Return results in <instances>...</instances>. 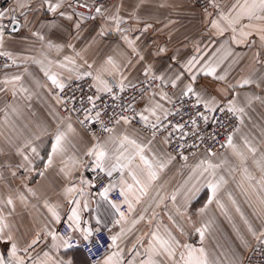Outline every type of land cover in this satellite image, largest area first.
<instances>
[{
	"label": "crops",
	"instance_id": "obj_1",
	"mask_svg": "<svg viewBox=\"0 0 264 264\" xmlns=\"http://www.w3.org/2000/svg\"><path fill=\"white\" fill-rule=\"evenodd\" d=\"M42 0H31L30 8L17 9V16L20 11H28V19L32 23L27 29L18 33H12L13 25L8 24L6 43L3 50L11 51L17 62L0 71V200H6L9 195L15 199V211L8 216V222L13 233L23 246L31 242L39 233L40 239L33 249L29 250L30 258L26 257V264H50L44 257L48 252L53 259H70L72 264H93L88 255L80 247L53 248L54 242L51 236L45 234V226L48 231L59 233L61 222L68 221L70 209L75 205H69L61 195L64 188L75 184L82 187L84 195H76L75 198L81 201V207L86 202L88 208L81 211V229H90L93 237L97 229L107 230L110 235L120 233L121 227L125 231L112 246L110 251L95 264H105L108 257H112L108 264H140L142 260L148 259L147 249L153 242L151 233L158 234L165 239L170 232L177 237L181 243L191 245L193 248L204 247L210 260L218 261V264H241L247 255L255 238L248 231L244 219L251 224L257 235L264 232V213L261 212L259 197L264 195L261 192L260 181L264 173L254 162L259 161L264 153V105L259 101H253L246 107L243 115V123L238 127L239 131L232 132L233 143L241 156L233 153V150L226 146V149L217 152L200 151L189 156L187 161L176 158L169 150L168 144L162 143V137H156L152 142L151 150L146 152L149 159L157 154L161 160H167V154L175 157L163 170L157 169L158 178L151 183L147 189V195L141 196L138 186L134 184L127 169L119 173L118 180L113 183L115 188L121 190L125 185L120 183L121 175L127 184L133 185L132 191L128 193V199L133 204L134 211L129 212L128 206L125 213L126 220L121 225H116L119 213L112 208L111 202L118 201L110 197L105 200L96 195V188L93 181V170L88 166L91 158L83 156L84 151L91 147L96 141L93 137L103 141L107 135H93L87 133L73 115L62 113L57 96L52 92L51 81L45 75V70L50 71L67 84L78 78L90 77L96 87H101L93 77L101 70L108 68L113 74L101 73L102 78L107 80L109 85L111 79L119 82L121 73L127 80L126 85L138 83L152 75H170L172 71L180 68L179 62H184L192 56L201 58V63L211 61L218 64L217 73H227L226 81H216L211 77H205L202 73L198 76L196 86L206 89L211 95L217 96L226 103L239 94L238 106L244 105L245 96H264V90L254 85L229 90L226 96L218 93L217 89L226 86L227 83H235L242 76L248 74L253 67L254 55L261 51L258 43L236 44L230 40L231 31H225L223 35L216 34L211 27V21L218 20L220 13H231L235 15L239 11L238 6L245 4L246 0H214V5L208 10H203L189 0H118L104 5L110 12H114L118 6L120 15L126 21L120 25L121 29H131L124 33L130 39L136 40V49L144 56L141 61L139 56L122 39L120 32L115 31V26L109 28L102 17L95 12L91 19H86L78 31L74 22L79 19L73 16L69 21L58 14L48 12L46 8H40ZM73 7L67 8V13H83L79 4H92V0H72ZM251 4L252 0H247ZM237 7H233V6ZM15 7V0H9L0 10ZM64 10V9H61ZM135 12L136 18L130 16ZM107 15V13H106ZM7 23V20H5ZM241 23L247 24L244 18ZM55 24L50 29L48 25ZM146 24L152 25L146 32H141ZM44 25L45 27H41ZM106 29L103 36L99 35L101 28ZM40 31L45 35V41H39L31 36V31ZM139 37V39H136ZM53 45H61L49 48L47 41ZM71 44L73 47H68ZM165 47V53L158 54V49ZM197 48L199 51H197ZM79 52L80 56H76ZM231 53V55H229ZM111 56L119 65V71L111 69L105 61ZM65 57H71L75 64L69 63ZM82 57V58H81ZM264 60V55L261 56ZM87 61V63H85ZM129 61L131 63H129ZM65 65L61 67V65ZM92 65L88 68L87 65ZM151 65L152 72L146 77L144 69ZM257 70H264V64H255ZM90 71L93 76H86L84 72ZM79 74V75H78ZM19 75L21 80L15 84L5 86L3 81L12 76ZM187 77V73L185 74ZM28 89L27 93H21L20 87ZM17 90L13 96V88ZM159 92L160 86L154 88L141 101V110L148 102V97L153 92ZM175 91V90H172ZM155 99L159 100L157 95ZM171 108V105L165 104ZM15 109V111L13 110ZM71 123L76 130L69 134V140L74 148H70L63 158L72 169V177H66L60 169L64 167L60 157H56L54 164L45 169L47 157L51 153V145L54 143V133L57 127ZM132 126L139 132L141 140L151 137L139 126L132 123ZM120 130L119 126H117ZM39 136V139L36 137ZM247 139L257 149L255 156L250 153L244 145ZM31 141L37 147L39 158L32 156L24 145ZM18 150H24L25 154L32 156V171H26L19 167L23 158ZM209 153L215 155L210 156ZM77 156L82 158L87 166L72 168L69 157ZM211 159L213 163H221L226 160L217 170V177H223V183L216 196L207 188V174H202V168H198L202 160ZM140 161L133 163L132 167L137 168ZM140 167H143L140 165ZM247 169V173L245 172ZM99 170V169H98ZM139 171V169H137ZM44 172V175H40ZM15 173V175H13ZM251 176L253 179H249ZM81 177L87 183L81 185ZM143 179V177H141ZM31 188L36 195L32 196L27 189ZM18 193L27 197L26 204H21L16 198ZM175 197L173 200L172 197ZM139 197V203L136 201ZM212 198V203L209 199ZM50 204H61L58 209L61 220L56 223L52 220L51 213L44 207V201ZM124 200V197H123ZM235 201V203H233ZM237 208L240 209L237 212ZM201 209H204L202 212ZM8 209H5L7 215ZM241 214H243V219ZM143 215L144 219L139 217ZM171 217V219H170ZM99 219L100 223H97ZM133 220L138 223L132 224ZM208 225L203 242L199 233L194 229ZM180 229H183L181 233ZM80 239H84L82 232H74ZM7 249L0 242V255H6ZM24 255L23 252L18 253ZM177 259L179 256L177 255Z\"/></svg>",
	"mask_w": 264,
	"mask_h": 264
},
{
	"label": "snow or ice",
	"instance_id": "obj_2",
	"mask_svg": "<svg viewBox=\"0 0 264 264\" xmlns=\"http://www.w3.org/2000/svg\"><path fill=\"white\" fill-rule=\"evenodd\" d=\"M30 2L31 0H15V7L0 10V57H6L13 64L17 62L16 57L13 56L11 51L3 50L6 43L8 24L13 25L11 29L12 33H18L22 29H27L32 23V21L28 19V11H32L30 8ZM141 3H143V0H141ZM78 6L84 8L88 7L87 4H79ZM213 6L218 7V5ZM39 7L46 8L48 12L58 14L61 17H65L69 21L73 20L74 15L79 17V19L74 22V27L78 31L81 29V24L84 20L94 18L91 16V13H89L88 16H85L80 12L68 14L67 8L73 7L72 0H42ZM233 7L237 6L234 5ZM238 7L239 11H237L235 15L221 12L218 20L211 21L212 29L215 30L218 35H223L225 31L230 30L232 33L230 40L233 43H258L261 51L254 55L253 67L247 75L242 76L235 83H227L226 86L217 89L218 93L222 96H226L229 90L244 88L249 85H254L256 88L264 90V70H257L255 67V64H264V60H261V56L264 55V0H252L251 4L247 3L246 0L244 5ZM17 9H28V11H20L18 17ZM94 12L97 16L103 18L105 24L108 25L109 28L114 25L115 31L121 33L122 39L128 47L139 56L141 61L144 60V56L140 55L136 49V40L130 39L127 35H124V33L130 31L131 29L120 28V25L126 21L120 15V8L118 6L115 8L114 12H110L104 5L101 4L94 7ZM130 16L136 18L137 22H139V18L136 17L135 12L130 13ZM244 18L248 20L247 24L241 23ZM5 20H7V23H5ZM41 27L43 28L45 26L41 25ZM48 27L52 29L55 28L56 25L51 24L48 25ZM150 27H152V25L146 24L142 29H140V31L146 32ZM105 31L106 29L102 27L99 35L103 36ZM31 36L42 42L46 40L45 35L40 31H31ZM136 39H139V37ZM47 46L49 48L56 47L57 49L62 47L61 45H53L50 40L47 41ZM68 47L73 46L69 44ZM166 51L167 49L165 47H160L158 49V54L165 53ZM197 51H199L198 48ZM229 55H231V53H229ZM76 56H80V53L77 52ZM65 60L69 63L75 64V60L71 57H65ZM85 63H87V61H85ZM129 63L131 62L129 61ZM177 63L180 64V68L172 71L170 75H152L153 82H160V91H154L148 97V102L141 111H136L133 104L129 102L126 107H122V111L118 116L111 119L110 122L112 123V126H107L101 119V112L96 110L98 107L97 101L100 100V96H89L87 100L90 107L86 109L84 120L79 121L81 125H84L85 121L97 122L100 124L103 132L108 134L104 137L103 141L94 136L93 139L96 142L84 151L83 156L91 158V166L99 169L100 172L106 173L109 177L112 176L115 171L123 173L125 169H127L128 175L131 176L134 184L138 186L141 196L147 195L148 187L158 178L157 169L163 170L167 164L171 163V161L175 158L171 154H167V160L164 161L161 160L155 153L151 159H149L146 155V152L151 150L150 146L156 139L159 132H166V135L162 137V143L164 144L171 143L173 135L179 133L177 140L184 141V143H179L178 147L182 149L185 147V144L187 143L186 138L189 135H198L201 122L207 124L210 120H213L217 123H222L217 120L215 113H223L227 111L238 116V118H240V122L243 123V115L245 114L246 107L250 106L254 100L259 101L260 104L264 105V96H245V106H238L239 94L231 99H227L226 103H224L218 99L217 96L211 95L206 89L198 88L196 84L198 76L201 73L205 77H211L216 81H226L227 73L223 75L217 73L218 64L214 65L211 61L201 63V58H198L195 55L186 59L182 63L179 61H177ZM105 64L111 66V69L119 71V65L116 64L111 56L107 58ZM64 66L65 65L63 64L61 65V67ZM87 66L88 68L92 67L90 64ZM4 67H8V65L5 64ZM104 72L113 74L108 68L103 67L99 72H97V74L93 77L101 85V87L97 88V92L111 94L113 100L120 99L119 93L125 91V80H127V77L121 73L119 82L116 85H109L108 81L102 78L101 73ZM151 72V65L146 66L144 69L145 76L147 77ZM186 73L188 74L187 77L185 75ZM45 75L51 81L52 86L60 89L61 91L64 89L65 84L56 74L45 70ZM84 75L93 76V73L86 71L84 72ZM20 80L21 76L15 75L10 79H5L3 84L7 86L8 84H15ZM132 87L135 86L132 85ZM114 88H118L119 92L114 91ZM165 88H170L175 91L170 93L168 91H164ZM19 91L21 93H27L28 89L21 86ZM146 91L147 89L141 90L142 97L143 93ZM16 92L17 90L14 87L12 93L13 96L16 95ZM157 95L159 96V100L155 99ZM186 98L187 102L185 103ZM57 102L60 104L65 103V101L59 97H57ZM177 103H179V107H176ZM165 104L171 105L172 107H166ZM185 107L191 109V115H189L187 121L181 122ZM173 108L175 111L172 110ZM13 110L15 111V109ZM94 110L96 111L93 115ZM176 115H180L181 120H177L173 123V121L169 118ZM137 118L140 122H143L147 128L151 129V137L146 141L139 138L138 130L132 126V122ZM117 126H119L120 130H118ZM75 131L76 130L73 128L71 123L64 124L62 127H57L54 133V143L51 145V153L48 155L47 163L44 166L45 169L54 164L56 157H60L61 162L64 164V167H62L60 171L66 177L71 179L72 169L68 167V162L64 161L63 158L67 155L70 148L75 147L74 145H71V141L68 138L69 134H74ZM235 131L238 132L239 129L237 128ZM36 138L39 139V136ZM226 145L233 150L235 155L242 157L243 154L238 151L237 146L233 143V135L229 134L226 137ZM244 145L247 150L255 156L258 149L247 139H245ZM189 147H195V145L192 144L189 145ZM24 148L28 149L32 156L39 158L40 154L37 147L33 146L31 141L27 142L24 145ZM18 151L23 158V163H21L19 167L25 168L26 171H32V156L25 154L24 150ZM209 155L212 156L215 154L209 153ZM137 158L140 161V165L143 167H140V165H137V168L132 167ZM183 159L187 161L188 157L184 156ZM69 160L71 161L72 168L78 169L79 167L87 166L86 162L80 157L72 156L69 157ZM254 162L260 168V171L264 173V153L261 154L259 161L254 160ZM225 163H227L226 160L221 161V163H213L211 159H208L202 160L200 165L197 166L198 168H202V174H207L208 179L206 180V185L207 188L211 190L213 197L216 196L221 184L224 182L223 177H219L218 180L216 177L217 170ZM137 169H139V171ZM245 172L247 173V169H245ZM13 175H15V173H13ZM40 175H44V172H41ZM141 177H143V179ZM248 178L253 179L251 176ZM85 183H87V181L81 177L80 184L83 185ZM120 183L125 185V187H122L120 190V196L124 197L123 203L127 204L128 211L132 212L134 211V208L133 204L128 199V193L132 191L133 185L127 184L123 175L120 177ZM258 183L260 185L261 192H264V176L261 177ZM115 187L116 185L109 183L103 188L101 196L107 200L109 192H111ZM27 191L32 196L36 195L31 188H28ZM77 194L83 196L84 190L82 187L78 188L75 184L65 187L61 193L69 205H75V207L70 209V215L68 216L70 223L68 227L72 232H82L84 239H88V237L92 234L91 230L81 229V211L86 210L88 208V204L85 202L81 207V201L75 198ZM16 198L19 199L21 204H26L27 197L23 193H18ZM139 199V197H136L137 203H139ZM172 199L174 200L175 197L173 196ZM109 203H111L112 208L116 209L119 213L120 218L115 221V224L121 225L122 222L126 220L125 213L120 211L121 205L111 201H109ZM209 203H212V198L209 199ZM233 203H235V201H233ZM259 204L262 206L261 212L264 213V195L259 197ZM61 206L62 205L59 203L50 204L47 200L44 201V207L48 209L51 213L52 220L56 223H59L61 220V216L58 211ZM5 209H8L7 215H5ZM14 211L15 199L13 196L9 195L6 200H0V242H2L4 247L7 249L6 255H0V264H26V257L30 258L29 250L33 249L34 245H36L40 239V235L37 233L36 237L32 239L31 242L26 241L23 246L21 245L8 222V216H11ZM201 211L203 212L204 209H201ZM239 211L240 209L237 208V212ZM241 216L243 219V214H241ZM139 219L143 220L144 216L141 215ZM97 223H100L99 219H97ZM136 223H138L137 220L132 221L133 225ZM244 223L248 226V231L251 232L255 238L260 239L261 237H264V232L257 235L247 219H244ZM194 230L199 233L200 239L203 242L205 234L208 230V225L195 227ZM97 231H99V229H97ZM124 231L125 229L121 227L120 233L110 236L109 239L111 243L109 244V247L115 246L116 241ZM180 231L182 233L183 229H180ZM45 234L47 236H51L54 242L59 241V243H53V248L63 247L67 249L73 246L71 243L73 239L72 235H58L56 232L48 231L46 226ZM167 235L168 238L165 239L160 236L158 232L151 233L154 243H152L146 250L148 259L146 261L142 260L140 264H218V261L210 260L204 247L193 248L191 245L181 243V241L170 232ZM20 252H23L24 255H19L18 253ZM177 255L179 256V259H177ZM44 257L47 258V261H49L50 264H72L70 259H53L48 252H44ZM111 259L112 257H108L105 264H108ZM32 264H36L35 260L32 261ZM41 264H44V262L42 261Z\"/></svg>",
	"mask_w": 264,
	"mask_h": 264
},
{
	"label": "built area",
	"instance_id": "obj_3",
	"mask_svg": "<svg viewBox=\"0 0 264 264\" xmlns=\"http://www.w3.org/2000/svg\"><path fill=\"white\" fill-rule=\"evenodd\" d=\"M9 0H0V9L8 3ZM118 0H92V4L87 8H80L83 12L89 14L94 12V7L98 5H106ZM195 6L208 10L214 5V0H189ZM11 61L6 57H0V71L7 69L11 65ZM7 64L8 67H4ZM118 82L115 79H111L110 85H116ZM134 85L135 87H132ZM160 86L159 81H152V78L147 80L134 83L131 85H126L125 91L119 93L120 99L113 100L111 94L97 92V87L90 77L78 78L72 82L65 84L64 89L61 91L58 88L52 87V92L57 97L65 101V103L60 104V108L63 114L73 115L77 121L84 120L86 109L90 107L87 98L89 96H100V100L97 101V109L101 112V119L104 121L105 125L112 126L110 122L112 118L118 116L122 107H126L129 102L133 104L136 111H141V101L144 99L154 88ZM147 89L141 95V90ZM173 89L165 88L164 91L172 92ZM114 91L119 92L118 88H114ZM187 102V98L185 103ZM172 107V106H171ZM176 107H179L177 103ZM93 111V115L95 111ZM175 111V109H172ZM189 115H191V109L185 107L183 110V118L181 120L180 115L170 117L175 123L177 120L181 122L187 121ZM217 120L222 123H217L213 120H210L207 124L203 122L200 123V131L197 136L189 135L186 140L184 148H179V143H184V141H178L177 137L179 133H176L171 138V143L168 144L170 152L178 159L183 160L184 156H192L200 151H211V152H220L226 149V137L239 126L238 116L229 113L227 111L221 113H215ZM133 124L139 126L143 131L151 135V129L147 128L143 122H140L138 118L132 122ZM167 123V122H165ZM80 124V123H79ZM81 125V124H80ZM83 129L93 135L104 136L107 133L103 132L100 127V124L93 121H85L84 125H81ZM166 135V132H159L157 137H163ZM194 144L195 147H189V145ZM223 145V146H222ZM88 166L93 170V181L96 188V195L99 196L103 188L106 187L109 183H115L119 178V173H113L112 176H107L106 173L100 172V170L91 166V161L88 163ZM110 197L119 202L121 205V210H126L127 206L123 203V197L120 196V190L114 188L110 192ZM70 222L63 221L59 226V233L61 235H72L73 239L71 241L72 247H80L86 252L91 263L95 264L99 262L105 255L110 251L109 247L110 234L107 230L99 229L95 231L91 239H80L78 236L72 232L68 225ZM242 264H264V237L259 239L256 244L250 249V251L245 256Z\"/></svg>",
	"mask_w": 264,
	"mask_h": 264
},
{
	"label": "rangeland",
	"instance_id": "obj_4",
	"mask_svg": "<svg viewBox=\"0 0 264 264\" xmlns=\"http://www.w3.org/2000/svg\"><path fill=\"white\" fill-rule=\"evenodd\" d=\"M241 125V122H240V118H239V126ZM238 126V127H239ZM217 153H220V152H217ZM260 239H262V237L260 238ZM259 241V239H257L256 241H255V243H253L252 245H251V247H250V249L254 246V244H256V242H258ZM250 249H249V251H250ZM248 251V252H249ZM242 264V263H241Z\"/></svg>",
	"mask_w": 264,
	"mask_h": 264
}]
</instances>
